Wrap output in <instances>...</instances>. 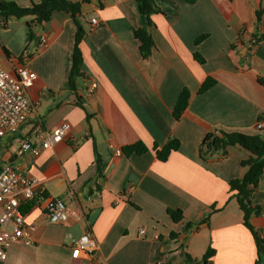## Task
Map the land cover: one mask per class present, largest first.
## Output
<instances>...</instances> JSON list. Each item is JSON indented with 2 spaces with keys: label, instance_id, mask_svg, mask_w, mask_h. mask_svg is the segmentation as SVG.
Listing matches in <instances>:
<instances>
[{
  "label": "crops",
  "instance_id": "1",
  "mask_svg": "<svg viewBox=\"0 0 264 264\" xmlns=\"http://www.w3.org/2000/svg\"><path fill=\"white\" fill-rule=\"evenodd\" d=\"M3 1L30 6L27 0ZM154 1L160 12L151 16L155 49L147 58H141L132 34L144 24L133 0L81 6L84 78L75 91L66 88L76 33L69 16L55 13L34 29L33 40L26 20L0 28V66L13 72L25 64L36 75L27 90L34 112L17 134L3 139L0 169L9 164L36 177L68 214L66 224L53 225L30 207L24 220L36 227L34 244H12L1 264H93L70 257L71 241L87 230L98 244V264H185L186 257L200 261L208 248L214 255L206 264H264L257 263L254 238L228 186L243 176L240 163L248 152L236 146L225 156H200L208 133L264 140V129H256L264 123V86L258 83V77L264 80V0ZM91 19L98 22L94 30L88 28ZM41 36L45 45L37 41ZM254 36L262 40L252 46ZM207 78L215 85L199 95ZM184 89L190 98L176 121L172 110ZM62 122L70 130L61 142L32 160L21 153L26 138L38 145L36 128L51 133ZM170 140L179 148L160 162L152 147L160 150ZM138 142L146 153H121ZM251 202L259 215L250 223L264 234V174ZM168 210L180 211L182 220L175 223Z\"/></svg>",
  "mask_w": 264,
  "mask_h": 264
},
{
  "label": "trees",
  "instance_id": "2",
  "mask_svg": "<svg viewBox=\"0 0 264 264\" xmlns=\"http://www.w3.org/2000/svg\"><path fill=\"white\" fill-rule=\"evenodd\" d=\"M27 1L30 2V6L24 8L13 2H4L3 0H0V19L5 22L12 20H26V26L28 27L30 38L33 40L35 36V33L33 32L34 29L37 27L42 28L48 24L55 13H63L69 16L76 26V33L72 53V66L67 79L66 88L75 91L77 82L84 78L83 58L79 45L86 33L80 24V21L85 19L81 13V6L83 4H88L90 0H80L79 2L69 0H41L39 3H34L33 0ZM96 1L98 7H100V0ZM133 1L137 4L138 13L144 18V24L134 29L132 34L134 39L139 43V53L141 58H147L155 49L153 38L149 32V28L153 25L151 16L160 11L154 0ZM260 13V11L256 12L257 23H259L260 20ZM205 38V35L197 38L195 44L198 45ZM261 40L262 37L257 38L254 36L252 46L257 45ZM193 56L198 63H204V60L198 54H194ZM258 83L264 86V80L261 77H258ZM214 85L215 81L211 78H207L201 85L198 94L201 95L205 93ZM189 98V92L186 89L182 90L172 110L174 120L178 121L182 117L188 106ZM76 105L81 107L80 99L77 101ZM259 119H261V117ZM236 146L248 152L249 156L246 160H243L240 163L241 168L244 170L243 176L239 179L229 181L228 186L229 190L235 193L236 202L242 213L243 225L254 238L257 252V263H260L261 260H264V241L260 239V235L253 229L250 220L259 215V208L252 205L251 195L255 192L259 179L264 174V140L260 136H246L237 132L226 133L220 131L216 133H208L204 136L201 142L200 156L203 158L207 154L211 155L213 150H215V153H221L225 156L228 148ZM152 148L156 153L157 159L160 162H166L170 154L178 150L179 142L176 140H170L160 150H157V146H153ZM147 150V147L143 143L138 142L123 147L121 153L127 157L131 155L139 156L146 153ZM30 207V204L24 205L22 211L25 212L29 210ZM167 214L175 223L182 220L180 211L168 210ZM190 227L191 225L187 226L188 229ZM213 255L214 251L208 248L200 261H193L189 257H186L185 264H206Z\"/></svg>",
  "mask_w": 264,
  "mask_h": 264
},
{
  "label": "built area",
  "instance_id": "3",
  "mask_svg": "<svg viewBox=\"0 0 264 264\" xmlns=\"http://www.w3.org/2000/svg\"><path fill=\"white\" fill-rule=\"evenodd\" d=\"M5 25L6 22L0 19V28ZM97 26L96 19L89 21L90 30ZM39 42L45 45V36H41ZM29 55L28 51H24L22 56L27 59ZM35 80V73L25 64L16 67L13 72H8L0 66V147L3 139L17 134L34 112V106L27 97V90ZM95 88L96 84L91 83L89 91ZM256 129H264V123L257 122ZM69 130L70 125L67 122H62L51 133L36 128L34 140L38 141V145L33 144V138H26L21 144L20 151L32 160L41 150L61 142ZM116 154L120 155V152L116 151ZM27 204L41 212L49 224L64 225L68 221L63 201L48 195L40 180L14 166L3 165L0 169V264L6 260L7 250L12 244L17 242L26 246L34 244L33 234L36 227L25 223V213L22 211V207ZM138 233L143 237L145 230L140 229ZM260 239L264 241V234H260ZM70 247L72 260L87 257L93 264H98L96 259L98 244L89 230L73 239Z\"/></svg>",
  "mask_w": 264,
  "mask_h": 264
},
{
  "label": "water",
  "instance_id": "4",
  "mask_svg": "<svg viewBox=\"0 0 264 264\" xmlns=\"http://www.w3.org/2000/svg\"><path fill=\"white\" fill-rule=\"evenodd\" d=\"M37 41H39V39ZM212 152L215 153V150H213Z\"/></svg>",
  "mask_w": 264,
  "mask_h": 264
}]
</instances>
